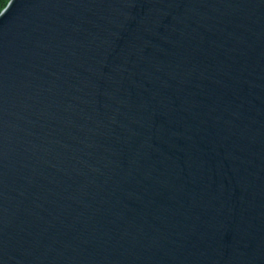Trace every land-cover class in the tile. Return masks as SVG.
I'll return each instance as SVG.
<instances>
[{
	"label": "water",
	"instance_id": "water-1",
	"mask_svg": "<svg viewBox=\"0 0 264 264\" xmlns=\"http://www.w3.org/2000/svg\"><path fill=\"white\" fill-rule=\"evenodd\" d=\"M0 264H264V0H11Z\"/></svg>",
	"mask_w": 264,
	"mask_h": 264
},
{
	"label": "trees",
	"instance_id": "trees-1",
	"mask_svg": "<svg viewBox=\"0 0 264 264\" xmlns=\"http://www.w3.org/2000/svg\"><path fill=\"white\" fill-rule=\"evenodd\" d=\"M11 0H0V14L8 6Z\"/></svg>",
	"mask_w": 264,
	"mask_h": 264
}]
</instances>
